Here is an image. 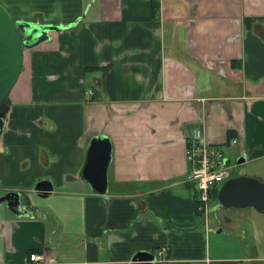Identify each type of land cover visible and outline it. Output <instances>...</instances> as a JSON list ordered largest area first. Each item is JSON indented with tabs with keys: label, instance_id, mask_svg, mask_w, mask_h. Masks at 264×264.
Returning <instances> with one entry per match:
<instances>
[{
	"label": "crops",
	"instance_id": "crops-1",
	"mask_svg": "<svg viewBox=\"0 0 264 264\" xmlns=\"http://www.w3.org/2000/svg\"><path fill=\"white\" fill-rule=\"evenodd\" d=\"M0 3L14 19L65 26L24 51L11 91L0 195L21 191L42 214L0 203V264H36L32 252L42 264H131L140 250L152 264H264L250 217L211 228L198 213L186 158L194 127L220 147L236 137L254 163L243 174L264 181V0ZM101 135L113 147L104 195L81 175Z\"/></svg>",
	"mask_w": 264,
	"mask_h": 264
},
{
	"label": "water",
	"instance_id": "water-1",
	"mask_svg": "<svg viewBox=\"0 0 264 264\" xmlns=\"http://www.w3.org/2000/svg\"><path fill=\"white\" fill-rule=\"evenodd\" d=\"M63 24H52L41 21L14 19L7 8L0 3V137L5 129L8 113L11 109V91L22 72L24 51L45 41H50L51 32L61 30ZM112 142L109 136H95L91 139L87 149L86 161L82 170V178L92 189L101 195L108 191V168L112 159ZM241 156L237 164L245 161ZM53 190L51 181L44 179L34 187L36 194L44 197ZM27 195L21 191L11 190L0 195V203L18 216L35 217L42 214L41 210H30L27 206ZM252 206L264 213V181L253 176L238 175L226 180L218 190V204L212 212H218L224 207L243 208ZM222 231V228L217 230ZM157 260L156 254L147 250H140L131 264H152Z\"/></svg>",
	"mask_w": 264,
	"mask_h": 264
},
{
	"label": "built area",
	"instance_id": "built-area-1",
	"mask_svg": "<svg viewBox=\"0 0 264 264\" xmlns=\"http://www.w3.org/2000/svg\"><path fill=\"white\" fill-rule=\"evenodd\" d=\"M232 138L228 143H237ZM188 176L195 186L196 207L199 212L208 213L212 191L219 189L218 184L232 177V165L224 149L210 143L202 128L194 127L186 147ZM47 261L44 253L32 252L29 262L42 264Z\"/></svg>",
	"mask_w": 264,
	"mask_h": 264
},
{
	"label": "rangeland",
	"instance_id": "rangeland-1",
	"mask_svg": "<svg viewBox=\"0 0 264 264\" xmlns=\"http://www.w3.org/2000/svg\"><path fill=\"white\" fill-rule=\"evenodd\" d=\"M226 154L229 156L230 160L229 163L232 165V173L233 176H238L247 171V167L254 164V163H249L248 161L242 162L240 164H237V161L239 159L238 154L236 153V147L233 145H228L224 144L221 146ZM258 164V163H256ZM225 182V181H224ZM224 182H220L218 184V187L221 188V186L224 184ZM218 204V197L213 198L209 202V208L213 209L214 206H217ZM219 215H232V216H242V217H250L253 221L252 223V241H253V247L251 250H256V245L260 246L261 248L264 247V213L257 210L256 208L252 206H247L243 208H237V207H224L222 210L218 211ZM240 229H243V226H240ZM221 233H215L211 234L212 240H211V248H214L215 250L212 249V252H216L218 250L219 246L216 248V240L221 236ZM258 235V236H256ZM258 237V238H257ZM256 239H258L256 241ZM230 241V239H229ZM226 243V240H224ZM225 246H230V245H224ZM221 247V248H222ZM259 251V250H258Z\"/></svg>",
	"mask_w": 264,
	"mask_h": 264
},
{
	"label": "flooded vegetation",
	"instance_id": "flooded-vegetation-1",
	"mask_svg": "<svg viewBox=\"0 0 264 264\" xmlns=\"http://www.w3.org/2000/svg\"><path fill=\"white\" fill-rule=\"evenodd\" d=\"M215 211L216 210L210 212L209 218L207 220V223L211 228H219L220 225H225V223L228 221V218L225 215H219L218 212Z\"/></svg>",
	"mask_w": 264,
	"mask_h": 264
},
{
	"label": "trees",
	"instance_id": "trees-1",
	"mask_svg": "<svg viewBox=\"0 0 264 264\" xmlns=\"http://www.w3.org/2000/svg\"><path fill=\"white\" fill-rule=\"evenodd\" d=\"M231 137H233L232 133L229 134V138H231ZM217 197H218V189H215V190L212 191L211 199H213V198L217 199ZM196 209H197V207H196ZM198 213H201V212L198 211Z\"/></svg>",
	"mask_w": 264,
	"mask_h": 264
}]
</instances>
